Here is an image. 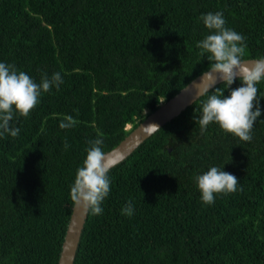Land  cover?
I'll use <instances>...</instances> for the list:
<instances>
[{"label": "trees", "instance_id": "obj_1", "mask_svg": "<svg viewBox=\"0 0 264 264\" xmlns=\"http://www.w3.org/2000/svg\"><path fill=\"white\" fill-rule=\"evenodd\" d=\"M217 11L246 38L244 60L264 57V0H0V62L63 80L29 116L14 112L18 136H0V264L58 263L89 142L107 153L209 69L196 45L211 34L200 17ZM257 88L251 141L215 122L201 134V96L112 167L73 264H264V80ZM66 116L76 124L61 129ZM213 166L238 190L208 205L196 177Z\"/></svg>", "mask_w": 264, "mask_h": 264}, {"label": "clouds", "instance_id": "obj_2", "mask_svg": "<svg viewBox=\"0 0 264 264\" xmlns=\"http://www.w3.org/2000/svg\"><path fill=\"white\" fill-rule=\"evenodd\" d=\"M200 19L211 34L198 42L196 47L201 50V55L208 54L210 65L202 73L200 82L194 84L197 97H207L202 104L201 115L195 118L196 124L203 134L207 126L215 122L226 133L249 142L252 140L254 123L261 116L257 84L264 80V57L254 61L243 59L247 47L246 38L226 27L223 12H209ZM237 78L242 86L230 90V94L225 97L224 90L229 89ZM218 80L223 82L224 87L210 92ZM62 83L59 72L54 73L51 78L45 74L37 83L25 72L18 71L15 65L0 62V136L5 133L12 137L18 136L20 128L11 123L14 112L23 117L29 116L40 102L41 94L50 91L53 86L58 88ZM75 124L72 116H66L59 127L68 129ZM127 126L130 125L125 127L129 130ZM145 129L149 132L161 130L155 124L148 125ZM89 143L91 147L86 149V158L76 171L70 198L77 207H83L92 215H101V204L110 192L108 174L123 157L106 153L100 138ZM64 147H69L66 140ZM196 181L201 199L208 205L215 202V194L236 192L239 182L235 175L215 166L197 176ZM134 210V204L129 200L121 212L131 217Z\"/></svg>", "mask_w": 264, "mask_h": 264}, {"label": "water", "instance_id": "obj_3", "mask_svg": "<svg viewBox=\"0 0 264 264\" xmlns=\"http://www.w3.org/2000/svg\"><path fill=\"white\" fill-rule=\"evenodd\" d=\"M201 77L202 74L193 79L167 102L162 103L153 113L147 116L144 121L132 130V132L115 148L107 152L113 156L121 155L123 157L117 164L121 163L128 156H130L147 137L156 131H147L145 128L148 125L155 124L159 128L162 127L165 123L177 117L188 106L200 98L196 95L194 84L199 83ZM221 82L222 81L218 80L216 85ZM87 214L88 211H86L83 207H77L73 204L57 264H73Z\"/></svg>", "mask_w": 264, "mask_h": 264}, {"label": "rangeland", "instance_id": "obj_4", "mask_svg": "<svg viewBox=\"0 0 264 264\" xmlns=\"http://www.w3.org/2000/svg\"><path fill=\"white\" fill-rule=\"evenodd\" d=\"M127 128L129 129V128H130V126H127Z\"/></svg>", "mask_w": 264, "mask_h": 264}]
</instances>
